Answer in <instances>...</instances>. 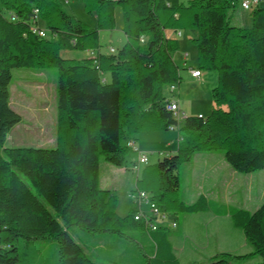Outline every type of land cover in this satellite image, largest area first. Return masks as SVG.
I'll return each instance as SVG.
<instances>
[{
  "label": "trees",
  "instance_id": "1",
  "mask_svg": "<svg viewBox=\"0 0 264 264\" xmlns=\"http://www.w3.org/2000/svg\"><path fill=\"white\" fill-rule=\"evenodd\" d=\"M241 1L95 0L88 13H96L98 28L90 31L58 0H0V264H35L36 255L22 258L19 245L42 240L58 243L57 264H99L70 236L74 227L119 236L141 229L153 242L148 264H180L167 229L149 231L135 220L136 211L120 217L117 197L100 186L102 158L114 167L126 166L122 142L127 135L171 127L186 134L178 150L155 171H146L132 194H153L157 204L183 215H229L253 252L222 254L210 264H264V205L250 212L204 196L190 205L177 199L180 169L195 154L221 152L242 175L264 170V0L250 10V27L231 23L229 11ZM117 7L126 43L114 54H102L99 31L115 29ZM40 22L44 38L33 33ZM183 29L197 33L195 71L217 72L218 85L209 116L180 122L168 110L173 102L164 91L177 86L172 93L177 94L182 83L174 59L180 44L168 30ZM88 50L95 52L92 58L61 57L64 51ZM50 68L57 71V146L6 148L12 129L23 120L11 107L12 70ZM256 256L261 261L252 263Z\"/></svg>",
  "mask_w": 264,
  "mask_h": 264
},
{
  "label": "rangeland",
  "instance_id": "2",
  "mask_svg": "<svg viewBox=\"0 0 264 264\" xmlns=\"http://www.w3.org/2000/svg\"><path fill=\"white\" fill-rule=\"evenodd\" d=\"M62 9L73 16L75 19L85 24L90 31H96L98 28V20L96 13H88V9L95 6V0H58ZM264 7V1L261 4ZM231 23L233 26L247 25L251 20V11L243 10L240 6L235 10H230ZM241 21V22H240ZM116 27L112 30L99 31V43L101 45L100 52L102 54H110V50L118 51L126 43V36L122 31L123 14L120 7L116 9ZM40 27L44 28V23L40 22ZM172 32V30H168ZM181 33V36L178 35ZM179 41L180 50L175 55L174 59L180 69L182 83L180 90L181 105L185 103L186 107L182 113L186 116H202L207 117L212 112V90L218 85V74L215 71L202 70L203 80L194 79L193 71L199 68L197 46L193 42L197 38L195 30L183 29L179 30L175 35ZM95 52L88 50L80 51H64L61 53L63 59L83 60L92 58ZM186 61V62H185ZM177 87V86H176ZM11 92V107L22 117V122L15 126L6 143V148L48 146L55 147L58 138V119H57V71L55 68L39 70V69H14L12 70V83L10 85ZM165 95L168 97H177L170 93V86L165 88ZM74 134L72 133V136ZM182 131H163V132H141L137 135H127L123 140L122 147L127 149L126 166L117 170L118 179L114 182L112 193L117 197V214L120 217L128 216L132 211L148 212L147 206L139 207V204L132 197V192L138 180H143L146 171H155L158 163L164 158L169 157L171 153L178 150L179 139L185 137ZM129 141H134L135 147L129 148ZM140 155H145L148 158L147 164H140ZM102 175L105 171V166H112L103 158ZM186 165V164H185ZM183 165V166H185ZM125 175H123V173ZM264 171L254 173L253 177H264ZM247 181L249 175H243ZM243 181V179H242ZM124 182V184H123ZM184 189V184L182 185ZM31 187V186H30ZM246 188V187H245ZM35 192V190H34ZM153 197V194H150ZM184 192L179 191L177 194L178 201L183 202ZM261 197L260 191L241 193V196L234 198L236 207L244 209H255ZM165 207V204L158 203ZM172 215L183 217L178 210H169ZM177 229H172L173 235ZM242 232V231H241ZM125 236L116 235L113 243L118 245L123 242L124 247L109 248L108 244L102 253L99 249V238L104 234L109 233H89L77 227L69 230L70 236L82 246L87 255L99 264H130L126 260L127 255L125 250L132 245L139 254L142 264H148L146 252L132 242L129 238L131 234H139V238H143L144 234L141 230H126L123 232ZM90 238V239H87ZM118 240V241H117ZM117 241V242H116ZM96 248V250H94ZM22 258L26 259L31 255H36L35 264H57L58 262V243L55 240H42L36 246L27 244L26 241L19 245ZM103 249V248H102ZM35 253V254H34ZM138 262V260H136ZM261 261L259 256H256L252 263ZM245 262V261H244ZM243 262V263H244Z\"/></svg>",
  "mask_w": 264,
  "mask_h": 264
},
{
  "label": "crops",
  "instance_id": "3",
  "mask_svg": "<svg viewBox=\"0 0 264 264\" xmlns=\"http://www.w3.org/2000/svg\"><path fill=\"white\" fill-rule=\"evenodd\" d=\"M239 26L250 27L251 20L247 22V25L240 23ZM168 33L170 34L172 32ZM194 79L203 80V74L201 77ZM179 90L180 87H178V92ZM176 95L177 97L175 98L169 96L168 98L172 102H178L180 110L183 112L186 105L184 102L181 105L180 94L178 93ZM56 146L57 142L55 144ZM34 147L49 148L48 146L42 145ZM116 169L122 170L114 166H105V171L102 175V164H100V186L102 189L113 191L114 185H118V183L114 182L115 179L119 181ZM122 173L125 175L124 172ZM253 176L254 173L249 174L247 186H245L246 181L243 177L246 176L234 171L228 165L221 152L198 153L194 155L189 163L180 169V192H184L183 202L187 205L195 203L201 196H204L212 203L222 204L228 208L244 209L235 206L234 198L241 196V193H245L246 190L248 192L250 190L254 192L260 191L261 197L255 209H244L255 212L264 205V177L260 176L256 178ZM176 218L177 231L172 235V229L168 230V237L173 254L180 264H210L214 257L222 254L246 256L253 252V248L248 243L244 233L233 227L229 215L220 216L214 212H205L195 215H184L183 217L176 216ZM144 233L146 232L144 231ZM130 235L127 238L136 243L141 250H144L146 253L149 252L148 254L150 255L154 254L153 242L149 236L144 235L140 239L139 234L130 233ZM116 238V235L112 234L100 236V252L105 251L107 244L110 249L124 247L123 242H119L118 245L113 243ZM125 253L127 258L123 260H126L127 263H143L139 262L142 260L132 245H130L128 250H125ZM238 264L248 263L239 262Z\"/></svg>",
  "mask_w": 264,
  "mask_h": 264
},
{
  "label": "built area",
  "instance_id": "4",
  "mask_svg": "<svg viewBox=\"0 0 264 264\" xmlns=\"http://www.w3.org/2000/svg\"><path fill=\"white\" fill-rule=\"evenodd\" d=\"M262 0H242L241 1V8L246 11H250L254 8H256ZM36 14H38V11H36ZM17 18L15 16L12 17V21H16ZM33 33L37 34L39 37L44 38L46 36V31L44 28L36 27L33 29ZM177 32L173 33H168L169 37H175ZM178 35L181 36V33ZM110 53L114 54L115 50L111 49ZM192 76L195 78L201 77V74L197 71H193ZM177 91L176 86H171L170 87V92L175 93ZM168 110L174 112L175 117L180 121L184 122L185 119L187 118L185 113H182L179 107V104L176 102L171 103L168 105ZM200 118H203L202 116H199ZM170 131H177V127H171ZM129 148H134L135 143L134 142H129L128 143ZM139 163L140 164H147L148 163V158L145 155H140L139 158ZM132 197L136 202L139 204V207L147 206L149 209L148 212L142 211L139 209L136 211L135 215V220L140 221L143 224L146 225V228L151 231L155 232L159 230L160 228H164L167 230L175 229L177 227V219L175 215H172L169 213L165 207L160 206L157 204L155 201L152 200L149 194L146 193H136L132 194Z\"/></svg>",
  "mask_w": 264,
  "mask_h": 264
}]
</instances>
